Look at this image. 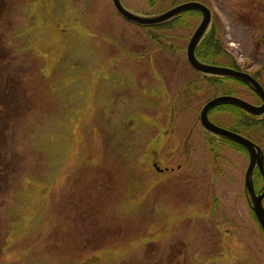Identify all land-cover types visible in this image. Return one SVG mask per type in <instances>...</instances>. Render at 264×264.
Returning a JSON list of instances; mask_svg holds the SVG:
<instances>
[{
  "label": "rangeland",
  "instance_id": "374dc122",
  "mask_svg": "<svg viewBox=\"0 0 264 264\" xmlns=\"http://www.w3.org/2000/svg\"><path fill=\"white\" fill-rule=\"evenodd\" d=\"M5 1L0 264H264L244 191L248 155L219 141L211 150L199 123L217 96L260 100L190 67L200 16L149 29L111 0ZM121 2L139 15L205 5L220 65L233 61L264 86V0ZM209 119L236 127L222 112Z\"/></svg>",
  "mask_w": 264,
  "mask_h": 264
},
{
  "label": "water",
  "instance_id": "95a60500",
  "mask_svg": "<svg viewBox=\"0 0 264 264\" xmlns=\"http://www.w3.org/2000/svg\"><path fill=\"white\" fill-rule=\"evenodd\" d=\"M111 4L116 13L126 22H129L140 28L155 27L173 20L180 15L195 11L200 15V20L191 35L186 47V59L190 67L204 77L227 78L245 85L253 92L260 100V105H253L242 99L231 96H217L209 100L201 109L199 114V123L201 128L208 136H214L234 144H237L245 149L248 154V166L245 171L244 191L247 204L255 216L263 234H264V157L261 149L249 139L221 128L209 119V113L219 106H233L249 116H264V89L260 83L250 74L242 71H237L231 68L209 65L203 63L195 56V50L207 33L211 20L212 13L205 5L196 2H187L174 6L162 13L156 15H139L127 10L121 0H111ZM154 168L157 172H162L156 165ZM258 171L263 185L260 192L255 191L254 173Z\"/></svg>",
  "mask_w": 264,
  "mask_h": 264
},
{
  "label": "trees",
  "instance_id": "16d2710c",
  "mask_svg": "<svg viewBox=\"0 0 264 264\" xmlns=\"http://www.w3.org/2000/svg\"><path fill=\"white\" fill-rule=\"evenodd\" d=\"M154 2H155V0H149V5L153 6ZM5 9H6V1L0 0V20H1L3 14L5 12ZM188 14L199 15V13L195 12V11L186 12V13L180 15L179 17H177L173 20H170L167 23H164L162 25L155 26V27H148V28L149 29H161V28H168V27L174 26L176 23H178L180 21V18L182 16H187ZM261 44H264V37L261 39ZM223 55L225 56V53L223 51V48H222V45H221L219 39L216 36V31L213 29V27H211V28L209 27L207 33L204 35V37L202 38V40L200 41V43L198 44V46L195 50V56L197 57V59L199 61H201L203 63L209 64V65L222 66V65H220L218 60ZM223 67H227V68H231V69H234L237 71H241L234 64L233 61H231L229 66H223ZM202 77H204V76H202ZM253 77L257 80V78L255 76H253ZM204 79L206 81L211 82V83L224 84L225 82H229V83L238 84L242 87H246L245 85H243L239 82H236L234 80L227 79V78L204 77ZM262 87L264 89L263 85H262ZM214 111L225 113L227 115H230L232 118H234L235 123H236V127L229 129V131L237 133V134L249 139L250 141H252L254 144H256L261 149V151L263 153V157H264V116H260V117L249 116L236 107L226 106V105L216 107L213 110H211L210 113L214 112ZM239 129H242L245 133L241 132ZM208 137H209L208 144L210 145L211 150H213L214 143L219 141L224 146H226V144H229V145H231L230 147H234L236 149L238 148V149L242 150L245 153V155H248L247 152L245 151V149L242 148L241 146L237 145V144H234L232 142H229V141H226V140H223L220 138H216L214 136H208ZM254 175H257V177L254 176L255 191L260 192V189L258 190L256 187V178H258L259 180L260 179L262 180V178H261L258 171H255ZM252 216L255 219V216L253 215V213H252Z\"/></svg>",
  "mask_w": 264,
  "mask_h": 264
}]
</instances>
